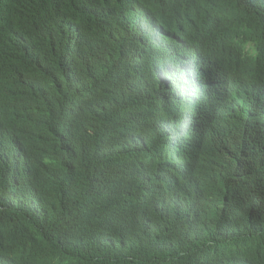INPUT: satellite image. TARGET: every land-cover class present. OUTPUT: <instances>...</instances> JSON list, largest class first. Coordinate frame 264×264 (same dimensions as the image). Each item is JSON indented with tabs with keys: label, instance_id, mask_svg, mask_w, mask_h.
<instances>
[{
	"label": "trees",
	"instance_id": "1",
	"mask_svg": "<svg viewBox=\"0 0 264 264\" xmlns=\"http://www.w3.org/2000/svg\"><path fill=\"white\" fill-rule=\"evenodd\" d=\"M218 1L197 6L209 13L233 6L237 50L248 44L254 61H264V0H222L217 8ZM30 7L31 0H0V16ZM42 7L46 11L30 25L7 27L0 42L4 52L35 53L31 78L48 85L22 86L0 107V264H188L204 253V237L236 236L246 250L260 242L264 208L245 197L243 176L226 200L178 221H168L154 199L151 188L171 173L152 155L141 156L145 130L124 115L138 96L109 84H118L117 72L134 61L132 52L158 22L139 30L117 8L95 18L79 0H44ZM98 73L104 77L93 84ZM239 141L233 156H249ZM238 201L254 211L249 236L239 232L230 207ZM181 203L189 207L185 194ZM204 213L216 217L197 223ZM153 219L157 223H149Z\"/></svg>",
	"mask_w": 264,
	"mask_h": 264
},
{
	"label": "rangeland",
	"instance_id": "2",
	"mask_svg": "<svg viewBox=\"0 0 264 264\" xmlns=\"http://www.w3.org/2000/svg\"><path fill=\"white\" fill-rule=\"evenodd\" d=\"M161 63L162 72L174 79L183 74L186 76L188 81L186 90L166 89L162 79L155 75L152 68L154 84L148 89L147 94H139L133 85L144 88L146 83L135 61H129L117 72L118 84H109L122 93H134L138 96L124 115L134 122L137 131L145 130L141 134L144 138L141 156L152 155L158 162L170 160L174 168L178 167L180 161L190 158L188 168L175 174L180 178L188 174H195L200 178L199 183L188 187L183 193L192 196L189 207L184 208L187 214L196 209L206 210L226 200L229 191L241 185L237 175L243 176L246 182L248 193L245 197H250L254 204L264 208V195L257 193L259 186L255 183L258 177L264 182V130L262 129L264 107L256 105L257 100L264 101V61H161ZM97 75L99 76L93 79V84L97 79L104 77L100 73ZM196 81L201 85L198 93L193 92ZM206 95L209 97V104L214 102L211 108H205L207 105L203 108L198 106L200 103L198 99L203 101L201 103H207ZM196 106L200 109L197 110ZM205 115H214V118L221 123V130L197 129L196 120ZM189 120L191 125L187 127ZM165 125L172 126L173 130L164 129ZM179 132H181L180 136L178 135L180 146L177 137ZM240 139L242 141L239 142L250 149L249 156H233L234 146ZM218 149H222V152ZM179 150L182 156L179 155ZM198 157L200 161L196 164L195 160ZM142 175L138 170V178L141 182ZM154 192L157 193V190ZM157 204L161 212L172 217L167 218L168 221L180 220L178 216L173 217L181 210L180 203L173 204L171 208L165 200ZM230 207L237 216L238 223L242 225L252 223V216L248 215L246 206L240 201ZM248 210L253 211L252 208ZM220 214L227 215L226 209ZM208 215L216 217L212 213H204L196 215L194 220L197 223H211L213 219H208ZM258 219L264 218L258 216ZM149 223H157V221L153 219ZM204 239L208 242L207 247L203 254L197 255L203 258L190 259L188 264L198 262L257 264V259L264 257V237L249 250L244 249L236 236L231 239L222 237L219 242L209 241L206 237Z\"/></svg>",
	"mask_w": 264,
	"mask_h": 264
},
{
	"label": "clouds",
	"instance_id": "3",
	"mask_svg": "<svg viewBox=\"0 0 264 264\" xmlns=\"http://www.w3.org/2000/svg\"><path fill=\"white\" fill-rule=\"evenodd\" d=\"M82 4L83 11L88 15L99 18L104 16L108 11L117 8L124 22L133 21L139 30L147 28L152 21H157L158 29H154V34L149 36V39H143L140 45L132 52V59L136 62L140 75L144 78L147 89L153 84L152 68L155 75H158L166 89H178L180 85L185 84L184 90L188 87L186 76L174 79L168 74L162 72L161 61H197V49L199 48V56L201 61H225L230 56L232 61H254L255 53L246 44L243 51L237 50V45L240 41V35L235 32L237 14L232 7L224 10L209 13L207 8L198 7L203 5L208 0H79ZM44 0H31V7L27 12H7L0 16V42L4 36V31L9 26L23 27L33 23L39 15L46 11L42 7ZM204 14H208L206 17ZM211 22H209L208 21ZM201 35L210 38L214 47H203L198 44L192 37H184L179 44L172 40H164V37H180L183 35ZM204 53H209L204 55ZM36 57L31 51H14L4 52L0 49V79H5L11 72L20 73L23 77L27 72L31 71V67L37 61H31ZM190 57V58H189ZM129 61H125V65ZM124 67V66H123ZM169 80H172L169 84ZM181 81V83H180ZM14 81H10L1 87L15 86ZM201 90V85L194 82L193 92L198 93ZM10 99V95L0 96V107L5 106ZM263 100H257L256 105L263 107ZM202 119V118H201ZM199 119V120H201ZM196 120L197 129L205 130H221L220 121L214 118V115H205L203 117L204 125L198 127L200 123ZM168 126V125H167ZM168 129L173 130L172 126ZM222 152V149H218ZM245 156V155H243ZM200 157L196 158L195 163H199ZM165 171L171 173V177L167 181L157 183V187H152L154 199H158L161 204L164 197L170 201L177 198L182 201L183 193L188 190V187L199 183L200 178L195 174H188L186 177H176L175 174L185 171L190 162L187 160L180 161L178 167L174 168L170 164V160H162L160 162ZM173 182L174 191H164L161 188L162 183ZM257 193L264 195V182L261 181L258 185ZM157 190V193L154 191ZM248 215L254 214L252 210H248ZM188 215L181 205V210L175 213L173 217ZM167 218H172L168 217ZM244 235H251L253 227L251 223L242 225L239 229ZM264 237V236H263ZM194 258H203L194 256ZM196 264H203L198 262ZM221 264V263H213ZM257 264H264V257L257 259Z\"/></svg>",
	"mask_w": 264,
	"mask_h": 264
},
{
	"label": "bare ground",
	"instance_id": "4",
	"mask_svg": "<svg viewBox=\"0 0 264 264\" xmlns=\"http://www.w3.org/2000/svg\"><path fill=\"white\" fill-rule=\"evenodd\" d=\"M222 2H223L222 0L218 1L217 8L222 7ZM196 54H197V57H196L197 61H201L202 58L199 56V48L197 49V53ZM188 72L190 73L191 71H188ZM10 81H14V83L16 85L15 86H10V87H5V86L1 87V85H5V84L9 83ZM171 81L172 80H169V84L171 83ZM180 83H181V81H180ZM22 86H28L29 91H33V90H46V87L48 85L47 84H40V83H37L34 80H32L31 71L27 72L23 77H21L20 73H18V72H11L9 74V76L6 77L5 79H0V96L11 95V94L18 95V92H19V90H20V88ZM133 86H135V85H133ZM179 86H180V84H179ZM216 90H217V88H216ZM207 93H208V89H207ZM179 96H181L180 92H179ZM206 100H207V103H208V101H209V97L208 96H207ZM207 106H209V105H207ZM196 107H197V110L200 109V108H198V106H196ZM197 123H200V122H197ZM189 125H191L190 120H189V124L187 125V127H189ZM203 128H207V127H203ZM262 129L264 130V126L262 127ZM187 131L190 132L189 128H187ZM180 134H181V132H179V134H177V137H178V135L180 136ZM22 140L23 139L20 140V144H22ZM179 146H180V138H179ZM179 155H181V151L180 150H179ZM189 160H190V158L188 157L187 161H189ZM161 188L164 191H174V184H173V182L162 183L161 184ZM164 200L167 202V204H168V206L170 208L173 206V204L179 205V203H180V205H182V203H181L182 201H179L177 198H174L173 201H170L167 197H164ZM186 200L188 202L191 201L192 200V196L190 194H186Z\"/></svg>",
	"mask_w": 264,
	"mask_h": 264
},
{
	"label": "water",
	"instance_id": "5",
	"mask_svg": "<svg viewBox=\"0 0 264 264\" xmlns=\"http://www.w3.org/2000/svg\"><path fill=\"white\" fill-rule=\"evenodd\" d=\"M208 14H204V16L206 17ZM209 21V19H208ZM210 22V21H209ZM211 23V22H210ZM184 37H192L198 44H201L203 47H209L212 48L214 47L213 43L210 41V38L207 36H201V35H191V34H187V35H183L180 37H171V36H166L164 37V40H172L175 43L179 44V42L184 38ZM209 53H204V55H208ZM243 75V74H242ZM218 78V77H217ZM185 88V84L180 85V90H184ZM199 100V99H198ZM200 103H198V106H200L201 108L205 107L206 105H209L205 108H211L214 105V102L209 103H201L203 101H198ZM263 107H264V103H263ZM214 110V108L212 109V111ZM204 111V110H203ZM200 124L198 127H202L204 125V121L203 118L201 120H199Z\"/></svg>",
	"mask_w": 264,
	"mask_h": 264
}]
</instances>
